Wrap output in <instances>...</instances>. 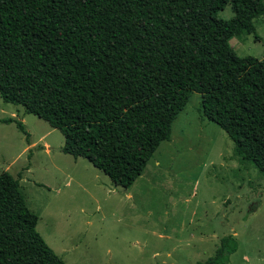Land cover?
Instances as JSON below:
<instances>
[{
	"label": "trees",
	"instance_id": "16d2710c",
	"mask_svg": "<svg viewBox=\"0 0 264 264\" xmlns=\"http://www.w3.org/2000/svg\"><path fill=\"white\" fill-rule=\"evenodd\" d=\"M228 3L234 15L217 18ZM262 15L264 0H0V96L129 188L198 92L205 115L264 176V57L231 44L258 38ZM37 223L20 179L2 172L0 264H66ZM237 248L225 235L196 264H228Z\"/></svg>",
	"mask_w": 264,
	"mask_h": 264
},
{
	"label": "rangeland",
	"instance_id": "374dc122",
	"mask_svg": "<svg viewBox=\"0 0 264 264\" xmlns=\"http://www.w3.org/2000/svg\"><path fill=\"white\" fill-rule=\"evenodd\" d=\"M233 15L228 3L216 17ZM254 23L258 38L241 33L231 44L241 56L263 58L264 15ZM201 102L193 92L171 139L125 188L64 152L60 129L0 96V174L20 179L38 231L66 264H196L228 234L238 241L228 264H264V176L241 160Z\"/></svg>",
	"mask_w": 264,
	"mask_h": 264
}]
</instances>
